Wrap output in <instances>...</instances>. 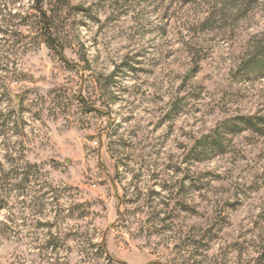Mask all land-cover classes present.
<instances>
[{
    "label": "rangeland",
    "instance_id": "rangeland-1",
    "mask_svg": "<svg viewBox=\"0 0 264 264\" xmlns=\"http://www.w3.org/2000/svg\"><path fill=\"white\" fill-rule=\"evenodd\" d=\"M0 264H264V0H0Z\"/></svg>",
    "mask_w": 264,
    "mask_h": 264
},
{
    "label": "trees",
    "instance_id": "trees-1",
    "mask_svg": "<svg viewBox=\"0 0 264 264\" xmlns=\"http://www.w3.org/2000/svg\"><path fill=\"white\" fill-rule=\"evenodd\" d=\"M44 20H46V22H47V20H48L47 17H46V15H44ZM45 25H46V23H45Z\"/></svg>",
    "mask_w": 264,
    "mask_h": 264
}]
</instances>
